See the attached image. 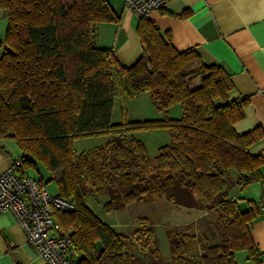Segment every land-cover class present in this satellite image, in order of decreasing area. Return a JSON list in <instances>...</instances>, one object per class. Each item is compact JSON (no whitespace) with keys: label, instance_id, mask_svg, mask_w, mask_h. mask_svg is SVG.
I'll list each match as a JSON object with an SVG mask.
<instances>
[{"label":"trees","instance_id":"obj_1","mask_svg":"<svg viewBox=\"0 0 264 264\" xmlns=\"http://www.w3.org/2000/svg\"><path fill=\"white\" fill-rule=\"evenodd\" d=\"M0 9L7 20L0 41V140L15 143L23 174L39 162L56 183V195L74 203V211L54 218L70 234L77 264H144L137 249L148 254L147 264H237L239 251L262 264L250 237L258 209L241 210L227 179L234 171L235 187L243 188L258 178L262 158L249 151L263 133H236L248 99H231L234 86L222 66L204 63L193 49L177 51L169 33L139 17L144 55L126 68L97 44L98 26L118 22L106 0H0ZM193 80L199 85L191 88ZM118 86L127 98L148 93L159 112L178 104L182 116L112 126ZM157 127L168 129L170 143L150 160L128 134ZM109 133L113 137L94 149L76 154L72 148L75 139ZM104 193L107 212L158 195L185 207L195 201L217 210L226 239L212 246L201 239L193 260L195 237L169 231L172 259L162 263L153 232L135 242L90 211L85 197Z\"/></svg>","mask_w":264,"mask_h":264},{"label":"crops","instance_id":"obj_2","mask_svg":"<svg viewBox=\"0 0 264 264\" xmlns=\"http://www.w3.org/2000/svg\"><path fill=\"white\" fill-rule=\"evenodd\" d=\"M106 1L118 22L98 26L97 44L109 49L114 59L130 68L144 55L136 34L139 17L124 9L123 0ZM146 18L161 33H169L177 51L193 49L204 63L222 66L234 86L231 99H248L244 117L234 129L239 135L256 128L262 131V139L249 151L261 157L262 163L258 178L243 188L236 187L231 195L240 208L246 204L241 210L250 205L258 209L259 216L250 225V237L264 264V0H171ZM6 27L5 13L0 9V41L5 37ZM20 157L14 142L0 140V174ZM34 164L40 177L31 176L30 170L26 174L40 180L50 194H58L46 168ZM237 254L242 256V264H254L245 251L236 252L235 259ZM0 264H45L9 213H0Z\"/></svg>","mask_w":264,"mask_h":264},{"label":"rangeland","instance_id":"obj_3","mask_svg":"<svg viewBox=\"0 0 264 264\" xmlns=\"http://www.w3.org/2000/svg\"><path fill=\"white\" fill-rule=\"evenodd\" d=\"M198 80L191 82V88L198 86ZM182 110L180 105L171 106L166 112L157 111L148 93H142L135 98H127L121 88L118 86V94L114 99V107L111 115V125H121L133 122H144L150 120L164 119H180ZM111 133L96 137H84L75 139L72 143V148L79 154L83 151H89L104 144L108 139H111ZM129 138L139 141L145 148L150 160H153L158 150L170 143L169 131L166 127H157L150 130H138L128 134ZM37 167L41 164L36 163ZM38 169V168H37ZM130 172L143 175V171L139 168H131ZM29 174L31 176L40 177L37 171L31 167ZM236 174L231 171L227 179L228 189L231 193L234 191ZM49 186V184H48ZM118 191L123 193L125 188L119 187ZM85 194H88L86 189ZM232 196V195H231ZM182 203L185 200L182 196L179 197ZM109 202L108 194L104 193L101 196L87 195L85 204L90 211L104 224L111 227L116 232L128 235L132 241L137 238L144 237L147 231H151L155 236V246L160 251V260L162 263L171 261V251L167 233L175 231L179 234H187L194 236L196 243L193 251L188 255L190 259H197L200 256L199 241L206 240L208 246L222 244L226 239L225 229L222 227L219 220V215L216 209H207L200 206L197 202H192V207L174 204L170 202L164 195H158L157 199L148 201H136L126 205L121 212H107L106 204ZM246 208L243 203L241 209ZM138 220H148L147 223H138ZM139 244V243H138ZM100 248L101 245L98 244ZM140 256L144 264L149 263L148 254L143 253L140 249L134 254ZM240 255L244 256L243 253ZM242 256L237 254V263L242 264Z\"/></svg>","mask_w":264,"mask_h":264},{"label":"built area","instance_id":"obj_4","mask_svg":"<svg viewBox=\"0 0 264 264\" xmlns=\"http://www.w3.org/2000/svg\"><path fill=\"white\" fill-rule=\"evenodd\" d=\"M171 0H123L124 9L138 17L164 8ZM15 159L0 174V213H9L21 225L29 245L45 264H77L70 256V234L62 230L55 212H72L74 203L48 192L44 184L21 172Z\"/></svg>","mask_w":264,"mask_h":264}]
</instances>
